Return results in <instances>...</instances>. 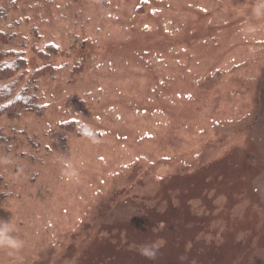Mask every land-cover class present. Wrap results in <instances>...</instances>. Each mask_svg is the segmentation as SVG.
Here are the masks:
<instances>
[{
    "label": "rangeland",
    "instance_id": "374dc122",
    "mask_svg": "<svg viewBox=\"0 0 264 264\" xmlns=\"http://www.w3.org/2000/svg\"><path fill=\"white\" fill-rule=\"evenodd\" d=\"M255 3L0 0V51L28 60L4 83L40 106L0 114V220L25 241L0 264H264Z\"/></svg>",
    "mask_w": 264,
    "mask_h": 264
},
{
    "label": "trees",
    "instance_id": "16d2710c",
    "mask_svg": "<svg viewBox=\"0 0 264 264\" xmlns=\"http://www.w3.org/2000/svg\"><path fill=\"white\" fill-rule=\"evenodd\" d=\"M2 7L0 6V13H3ZM7 35L0 31V42L6 40ZM5 38V40H1ZM48 53L44 56L46 58L49 52L56 51V47L52 44L47 45ZM28 66V60L25 55L18 50L10 49L0 51V114L6 113L7 116L14 118L19 117L24 111L36 108L40 109L37 105L36 96L32 93L27 94V90H23L20 95H14L13 90L9 87L10 83H4L16 73ZM46 69L42 68L40 71L45 72ZM40 112V111H39Z\"/></svg>",
    "mask_w": 264,
    "mask_h": 264
},
{
    "label": "clouds",
    "instance_id": "9594fccd",
    "mask_svg": "<svg viewBox=\"0 0 264 264\" xmlns=\"http://www.w3.org/2000/svg\"><path fill=\"white\" fill-rule=\"evenodd\" d=\"M246 7V6H243ZM243 7L241 12L243 13ZM250 20H264V0H256V3L251 7V18ZM258 30V26L252 22H246L241 28V35L244 37L254 34ZM81 130L85 134L90 135V131L87 126H81ZM82 166V165H81ZM65 180L67 182L78 181L79 176L76 168L73 166L71 161H65ZM15 224L11 221L0 220V248L9 250L10 252L20 251L25 247V241L16 235ZM161 247L160 243L152 242L146 243L139 246L140 255L144 256L149 260H154L157 256V252Z\"/></svg>",
    "mask_w": 264,
    "mask_h": 264
}]
</instances>
